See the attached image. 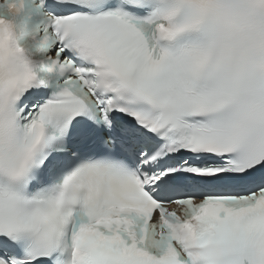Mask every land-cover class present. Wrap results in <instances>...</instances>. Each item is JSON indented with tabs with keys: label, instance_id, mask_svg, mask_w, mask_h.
Wrapping results in <instances>:
<instances>
[{
	"label": "snow or ice",
	"instance_id": "snow-or-ice-1",
	"mask_svg": "<svg viewBox=\"0 0 264 264\" xmlns=\"http://www.w3.org/2000/svg\"><path fill=\"white\" fill-rule=\"evenodd\" d=\"M39 3L0 33V264H264V0Z\"/></svg>",
	"mask_w": 264,
	"mask_h": 264
},
{
	"label": "clouds",
	"instance_id": "clouds-1",
	"mask_svg": "<svg viewBox=\"0 0 264 264\" xmlns=\"http://www.w3.org/2000/svg\"><path fill=\"white\" fill-rule=\"evenodd\" d=\"M7 11L9 14H14L16 12L15 4L9 2ZM0 33H3L8 37L17 38L13 22L4 17H0Z\"/></svg>",
	"mask_w": 264,
	"mask_h": 264
}]
</instances>
